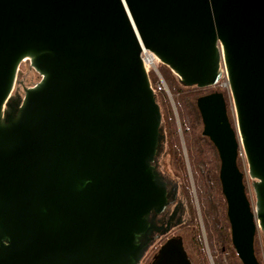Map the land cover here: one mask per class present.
Listing matches in <instances>:
<instances>
[{
  "label": "water",
  "instance_id": "water-1",
  "mask_svg": "<svg viewBox=\"0 0 264 264\" xmlns=\"http://www.w3.org/2000/svg\"><path fill=\"white\" fill-rule=\"evenodd\" d=\"M141 49L199 89L218 84L223 59L235 129L222 93L196 107L219 156L232 246L241 264H259L264 0H0V264L140 262L148 217L167 200L151 165L161 113ZM150 264L191 262L171 237Z\"/></svg>",
  "mask_w": 264,
  "mask_h": 264
},
{
  "label": "trees",
  "instance_id": "trees-1",
  "mask_svg": "<svg viewBox=\"0 0 264 264\" xmlns=\"http://www.w3.org/2000/svg\"><path fill=\"white\" fill-rule=\"evenodd\" d=\"M158 72L165 82L176 111L175 116L166 92L155 93V100L162 116L160 127L167 133L175 167L185 171V175H187L186 161L188 163L194 195L212 263L241 264L231 243L230 227L226 216V202L219 182V156L210 140L202 135L201 117L196 107L198 98L213 93L215 89L221 92H225V90L219 84L216 85L217 87L206 89L187 87L171 74L165 66L160 65ZM32 81H34V78ZM32 81L27 84L32 83ZM156 82L157 77L155 81L150 82L152 87L155 86ZM228 120L233 129L229 117ZM237 166L241 172V159L239 156L237 157ZM189 186L187 178L186 192ZM189 209L194 214L195 209L190 198ZM196 233L197 235L191 238L195 255L208 263L201 230L198 229Z\"/></svg>",
  "mask_w": 264,
  "mask_h": 264
},
{
  "label": "rangeland",
  "instance_id": "rangeland-1",
  "mask_svg": "<svg viewBox=\"0 0 264 264\" xmlns=\"http://www.w3.org/2000/svg\"><path fill=\"white\" fill-rule=\"evenodd\" d=\"M160 65L164 66L159 62L157 65V70H158V67ZM171 74H173V73L171 72ZM148 77H149L150 82L155 81L156 75H155L153 70L148 74ZM222 83H223V81H222ZM164 84H165V82H164ZM166 89H167V87H166ZM214 92H220L223 94L225 101H226L228 117L232 122L233 129H235V111H234L233 103L231 101L230 93L228 94V92H226V90H225V92H221V91H218L217 89H215ZM166 94H167V96L171 102L173 112L176 116L175 107L173 105V102L171 101V96H170L168 89H167ZM157 101L159 103V99ZM161 118H162V116H161ZM161 121H162V119H161ZM182 145H183V143H182ZM183 148H184V146H183ZM239 152H240V154H238V156L241 159V172L244 174V185H245V189H246V195H247L248 199L250 200V202H252V204L255 205V194H254V190H253V186H252L254 180H252L249 176L248 165H247L243 150L241 149ZM184 155H185V153H184ZM163 166H164V170L168 173V177L172 180H176L177 183L182 187L184 194L186 196V199H187L188 208H189V198H190V200H192V205L194 206L195 212L193 214V211H191V209H189V218H188V222L186 223L185 226H183L182 228L172 232L170 235H167L162 239H156L154 242H152L149 245L148 249L146 250L145 254L143 255V257L141 258V260L138 264H150L152 262V260L154 259L155 255L157 254V251L160 248V246L165 242V240L167 238L168 239L171 238L170 237L171 235H173V237H177V236L181 237V239L183 241L184 249L188 255V258H189L191 264H208V263L213 264L212 259H211L210 254H209L207 242L205 239V233H204V229H203V224H202L199 208H198L196 198L194 195L193 183H192L188 163L186 161V174L187 175H185V171H182L181 169L179 170L175 167V165L173 164V157H172V151H171L169 139H168V157L165 158ZM187 178H188V181L190 184V186L187 187L188 188L187 189L188 194H187L186 188H185ZM198 229L201 230V234H202V237L204 240L205 251H206V254L208 256V263L205 262L203 259L202 260L199 259L195 255L196 253H195L193 246H192V243H191V238L193 236L197 235L196 232L198 231ZM254 253H255L256 259L259 261V263L264 264V232L260 228L258 229V232L255 235Z\"/></svg>",
  "mask_w": 264,
  "mask_h": 264
},
{
  "label": "flooded vegetation",
  "instance_id": "flooded-vegetation-1",
  "mask_svg": "<svg viewBox=\"0 0 264 264\" xmlns=\"http://www.w3.org/2000/svg\"><path fill=\"white\" fill-rule=\"evenodd\" d=\"M22 98L17 91L14 96H11L8 107H4V110H10V113H15L19 107V100ZM166 157H168V137L166 131L160 127V141L151 165L166 185L167 200L164 209L160 213H151L148 217L150 224L155 226V229L149 235V244L182 228L186 225L189 218L187 199L182 187L176 180L170 179L168 173L164 170L163 163ZM170 237H173V235Z\"/></svg>",
  "mask_w": 264,
  "mask_h": 264
},
{
  "label": "built area",
  "instance_id": "built-area-1",
  "mask_svg": "<svg viewBox=\"0 0 264 264\" xmlns=\"http://www.w3.org/2000/svg\"><path fill=\"white\" fill-rule=\"evenodd\" d=\"M140 58H141V61L143 63V66H144V69H145L147 75L153 70L156 77H157V82H156L154 87H152V85L150 83V87H151L153 93L155 94V93L161 92V91L167 92L166 86H165V84H164V82H163V80H162V78H161V76L157 70V65L159 63V60L155 57V55L153 53H151L150 51L145 50V49H141ZM219 69H220L221 77L219 79L218 84L224 90H226V92H228V94H229L227 72H226V69L224 66L223 59H221V61H220ZM222 81H223V83H222Z\"/></svg>",
  "mask_w": 264,
  "mask_h": 264
},
{
  "label": "bare ground",
  "instance_id": "bare-ground-1",
  "mask_svg": "<svg viewBox=\"0 0 264 264\" xmlns=\"http://www.w3.org/2000/svg\"><path fill=\"white\" fill-rule=\"evenodd\" d=\"M156 57V56H155ZM157 58V57H156ZM158 59V58H157Z\"/></svg>",
  "mask_w": 264,
  "mask_h": 264
}]
</instances>
